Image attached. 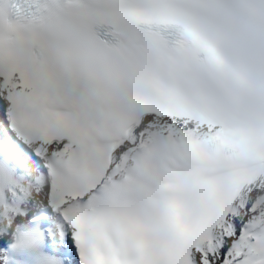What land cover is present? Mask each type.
Here are the masks:
<instances>
[{
    "label": "snow or ice",
    "instance_id": "obj_1",
    "mask_svg": "<svg viewBox=\"0 0 264 264\" xmlns=\"http://www.w3.org/2000/svg\"><path fill=\"white\" fill-rule=\"evenodd\" d=\"M0 264H264V0H0Z\"/></svg>",
    "mask_w": 264,
    "mask_h": 264
}]
</instances>
